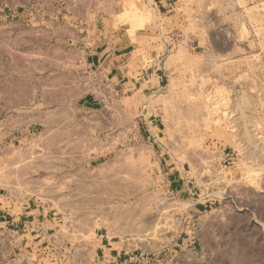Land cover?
Segmentation results:
<instances>
[{
    "label": "rangeland",
    "instance_id": "rangeland-1",
    "mask_svg": "<svg viewBox=\"0 0 264 264\" xmlns=\"http://www.w3.org/2000/svg\"><path fill=\"white\" fill-rule=\"evenodd\" d=\"M0 264H264V0H0Z\"/></svg>",
    "mask_w": 264,
    "mask_h": 264
},
{
    "label": "crops",
    "instance_id": "crops-1",
    "mask_svg": "<svg viewBox=\"0 0 264 264\" xmlns=\"http://www.w3.org/2000/svg\"><path fill=\"white\" fill-rule=\"evenodd\" d=\"M155 4H159V5H165L166 4V1L167 0H153ZM98 54L97 53H91L88 55L87 59H86V63H87V66L92 69L93 67H96L97 65L96 64H99L100 60H101V57L103 56H97ZM107 58H111L109 55L106 56L104 59L106 60ZM110 61H116L115 59L111 58ZM115 68H112L111 70H114ZM117 83H120V82H117ZM126 83H124L125 85ZM180 180V177L178 179H175L173 180L174 183L176 182H179ZM31 212H28V213H25V216H20V218H18L14 223L17 225V226H20V225H24V227H26V225L28 224L26 221H22L21 219L23 217H28V214H30ZM24 215V214H22Z\"/></svg>",
    "mask_w": 264,
    "mask_h": 264
},
{
    "label": "bare ground",
    "instance_id": "bare-ground-1",
    "mask_svg": "<svg viewBox=\"0 0 264 264\" xmlns=\"http://www.w3.org/2000/svg\"><path fill=\"white\" fill-rule=\"evenodd\" d=\"M187 98V97H186ZM178 101V100H177ZM187 102V101H186ZM186 104H188V103H186ZM180 105V104H179ZM190 105V104H189ZM185 109V108H184ZM179 119V118H178ZM111 198V197H110Z\"/></svg>",
    "mask_w": 264,
    "mask_h": 264
}]
</instances>
